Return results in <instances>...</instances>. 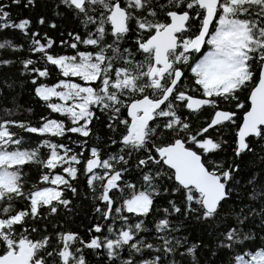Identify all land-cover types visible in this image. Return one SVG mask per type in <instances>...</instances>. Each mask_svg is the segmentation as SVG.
Listing matches in <instances>:
<instances>
[{"label": "snow or ice", "instance_id": "obj_1", "mask_svg": "<svg viewBox=\"0 0 264 264\" xmlns=\"http://www.w3.org/2000/svg\"><path fill=\"white\" fill-rule=\"evenodd\" d=\"M94 261L264 264V0H0V264Z\"/></svg>", "mask_w": 264, "mask_h": 264}, {"label": "trees", "instance_id": "obj_2", "mask_svg": "<svg viewBox=\"0 0 264 264\" xmlns=\"http://www.w3.org/2000/svg\"><path fill=\"white\" fill-rule=\"evenodd\" d=\"M12 10H13V12L19 13L20 15H29V12L27 10L23 9L22 7H14ZM18 103L24 105L25 107L31 105L34 109V116L42 114L44 112L43 106L38 103L37 99H33L31 97L30 93L27 91V88H25L21 92V94L18 98ZM205 115H207V113H205ZM101 119H103V117H101ZM101 135H103V132H101ZM77 183L82 184L83 180L80 179L77 181ZM85 211H87V206H85V208L81 209V214L79 216L74 217L73 221L71 222V226L74 229L77 228L81 222H83L85 224V226H87V221L84 219V212ZM194 235H200V232L194 230ZM257 244H259L258 239H257ZM93 264H95V261L93 262Z\"/></svg>", "mask_w": 264, "mask_h": 264}]
</instances>
